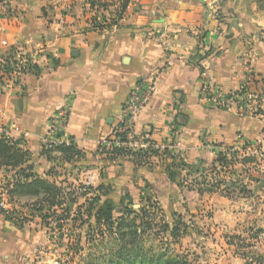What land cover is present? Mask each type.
Masks as SVG:
<instances>
[{
  "label": "crops",
  "instance_id": "0c3cea01",
  "mask_svg": "<svg viewBox=\"0 0 264 264\" xmlns=\"http://www.w3.org/2000/svg\"><path fill=\"white\" fill-rule=\"evenodd\" d=\"M90 1L0 2V139L26 153L22 167L34 180L61 193L54 206L27 187L13 196L12 216L0 214V264H44L67 255L71 236L80 225L94 226L102 201L119 213L152 198L165 213L192 214L197 205L172 207V199L182 195L192 203L196 196L226 205L233 197L252 199L250 188L254 197L264 190V158L239 153L244 143L264 152L262 120L215 108L200 93L205 71L212 87L225 93L247 87L264 102V0H96L109 5L105 10L90 8ZM120 1L128 3L125 12L110 24ZM92 19L103 27L94 28ZM11 49L32 56L37 67L16 83L2 73ZM139 82L150 84L152 95L134 118L133 134L167 148L110 161L100 142ZM66 103L63 136L80 152L70 162L58 153L50 159L42 154L48 120ZM222 156L226 166L218 165ZM9 175L0 168V177ZM230 185H242L248 196H225ZM70 192L76 199L63 202ZM228 207L217 208L222 228L233 220L241 229L264 213V206ZM65 211L69 218L59 227L46 226L47 215L61 218Z\"/></svg>",
  "mask_w": 264,
  "mask_h": 264
},
{
  "label": "rangeland",
  "instance_id": "374dc122",
  "mask_svg": "<svg viewBox=\"0 0 264 264\" xmlns=\"http://www.w3.org/2000/svg\"><path fill=\"white\" fill-rule=\"evenodd\" d=\"M249 190L252 199L242 201L233 197L232 203L226 205L219 201H203L196 196L192 203H186L182 195L172 199V207L197 205L192 214L188 211L172 214L171 209V213H165L152 198H147L142 206L149 205L146 220L150 227L135 243L123 245L119 237L113 236L105 227L88 230L84 224L71 236L73 242L68 247V254L57 257V260L59 264H110V261L123 264L122 260L129 257L143 264H264V213L257 214L248 226L241 229L233 220L222 228L223 223L216 214L217 208L227 209L228 206H264V190L255 197L257 191ZM166 222H174L172 226L176 231L172 236L168 229L164 231L162 228Z\"/></svg>",
  "mask_w": 264,
  "mask_h": 264
},
{
  "label": "trees",
  "instance_id": "16d2710c",
  "mask_svg": "<svg viewBox=\"0 0 264 264\" xmlns=\"http://www.w3.org/2000/svg\"><path fill=\"white\" fill-rule=\"evenodd\" d=\"M1 2V0H0ZM128 3L126 1H120L119 7L117 10L113 12L115 18L112 19L110 24H116L117 20L121 19L123 13L125 12V9L127 7ZM90 8H94L95 6L97 8L106 9L109 5L106 3H102L99 1H90L89 2ZM92 24L94 28L101 29L103 26L96 25L95 19H92ZM264 41V37L262 39ZM17 54L16 49L10 50V56L5 60V66L3 68L4 72L6 74H9L13 69L12 65L15 64V55ZM37 70V67L35 64L27 65L25 69L22 70L21 74H24L26 72ZM1 78V77H0ZM13 82H17V77L12 78ZM15 82V83H16ZM58 153L60 154L64 160L67 162L72 161L74 157H78L80 152L75 148L73 142L69 139V144L61 143L57 145L56 147H53L51 149H42V154L46 156V158L50 159L52 154ZM153 153V152H152ZM143 155H146V152L143 153ZM26 156V153L21 152L19 149H17L13 144H10L8 141H5L3 139H0V168H3L4 170H8L9 172V178L5 177L4 181L6 183V188H8V196L9 200L13 201V196L21 191L24 187H27V192L29 191V194L35 195L40 197L41 195L42 200L46 202L49 206H54L56 202L57 196L60 197V191L49 184L44 183L40 180H34L30 176V173L28 172L29 169L22 167V163L24 162V158ZM121 156H132V157H143L142 152H131V151H125V150H111L107 154V158L110 161H114L115 159H118ZM218 165L220 166H226L227 162L224 156H222L219 161ZM212 170H215L213 167ZM8 178V179H7ZM172 178H173V171H172ZM29 180V182H28ZM181 185V183H179ZM202 184V183H198ZM214 188H217L218 185H213ZM101 189V187L99 188ZM197 192L200 194L202 193L200 185H197L196 187ZM224 195L231 197L232 194L237 193L238 196L246 197L248 196V192L245 190V188L242 185H230L227 187H224ZM64 201L67 203H72L76 198L73 196V193H66L64 195ZM98 198H93L91 202L87 203V208L85 211L89 212L93 208V204L96 203ZM150 202V201H147ZM148 204V203H147ZM153 204V203H152ZM61 205V204H60ZM149 206V205H147ZM141 206L137 210L132 209L131 207L123 206L119 213L115 212L116 206L114 203L106 200L102 201L101 205L94 214V226H89L86 224V228L91 229V227L94 228H102L105 227L108 232H110L113 236H118L119 241L123 243V245H130L132 243H135L137 241L140 234H143L146 230V228L150 227L149 222L146 220L148 217L149 211L148 207ZM155 207V205L153 204ZM47 218L49 219L45 224L47 227L51 223H54L55 226L59 227L57 222L66 221V219L69 218V215H67V211H65V215L61 218L55 216V213H52L50 215H47ZM84 224V223H82ZM174 222L172 224L164 223L162 226L163 230L165 229L169 230L170 235L172 236L173 231L175 232V228H173ZM126 242H125V241ZM110 264H119L118 261H110ZM123 264H143L141 261L136 262L132 258L127 257L126 259L122 260ZM147 264H151V262H147Z\"/></svg>",
  "mask_w": 264,
  "mask_h": 264
},
{
  "label": "built area",
  "instance_id": "2783aa9c",
  "mask_svg": "<svg viewBox=\"0 0 264 264\" xmlns=\"http://www.w3.org/2000/svg\"><path fill=\"white\" fill-rule=\"evenodd\" d=\"M160 46L164 52H169L170 45L167 41L162 40ZM32 64V56L17 51L15 55V64L12 65L13 70L9 74H6L4 70L2 73L4 77L11 82L12 78L21 75L22 70L25 69L27 65ZM200 78L202 80L200 93L204 101L209 102L215 108L232 107L242 115L256 116L262 120L264 125V102L259 94L251 93L247 87L241 88L236 92L225 93L209 84L205 71H201ZM151 95L152 86L150 84L139 82L132 88L128 97L122 104L116 126L112 130L110 136L100 142L99 150L101 154L107 156L111 150L161 152L167 148L164 144H158L135 137L132 131L134 118L148 102ZM69 111L70 103H66L59 109L55 116L48 120V136L43 144L44 149H51L65 142L69 144V141L63 136ZM1 130L2 128L0 127V132ZM222 151H224V149ZM239 153L241 156L255 157L257 160H262L264 158V152L246 143L242 145ZM5 185L4 179L0 178V214L11 217L12 202L9 200L8 188H6ZM39 256L40 254L36 253L34 261H37ZM43 262L44 264H59L57 259L45 260Z\"/></svg>",
  "mask_w": 264,
  "mask_h": 264
}]
</instances>
